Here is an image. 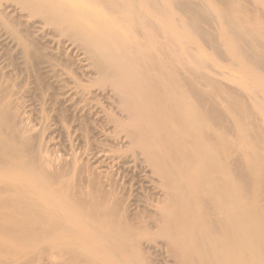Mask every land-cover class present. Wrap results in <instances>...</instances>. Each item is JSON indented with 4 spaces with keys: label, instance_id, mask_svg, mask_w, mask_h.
<instances>
[{
    "label": "bare ground",
    "instance_id": "6f19581e",
    "mask_svg": "<svg viewBox=\"0 0 264 264\" xmlns=\"http://www.w3.org/2000/svg\"><path fill=\"white\" fill-rule=\"evenodd\" d=\"M12 1L49 24L64 16L56 30L86 42L102 81L117 87L122 108L136 117L133 125L115 123L138 134L134 143L167 189L155 237L167 241L176 263L264 264V0ZM25 41L18 44L27 58H38ZM220 57L251 104L237 98L238 89L237 99L227 95L212 78ZM4 87L0 264H44L46 256L52 264H148L140 248L143 226L131 224L96 180H89L90 191L79 190L76 165L58 172L39 146L13 133L14 108ZM25 237L41 246L44 262L17 255L12 246Z\"/></svg>",
    "mask_w": 264,
    "mask_h": 264
},
{
    "label": "rangeland",
    "instance_id": "374dc122",
    "mask_svg": "<svg viewBox=\"0 0 264 264\" xmlns=\"http://www.w3.org/2000/svg\"><path fill=\"white\" fill-rule=\"evenodd\" d=\"M12 2L0 0V10L3 13L0 19L2 20L0 22V84L5 85L6 88L2 95L6 94L5 91L9 92L8 95L12 93L9 96L4 95L3 98L14 108L13 119L16 128L13 129V133L16 136L21 135L26 142L30 140V143L37 142L32 144L35 148L39 146L38 150L42 149V156L49 159L52 167L57 169L64 167L62 168L64 172L76 165L80 172L74 183L78 184L77 187H83L79 190L84 191V188L87 190L89 187L91 190L89 180L90 182L96 180L106 197L118 202L131 224H135L137 228L139 225L143 226L140 232V248L143 252L141 250L140 252L143 253L142 257L148 264H177L168 249L167 241L162 237H155L158 232L155 220L158 219L160 208H163L167 202L165 198L167 189L165 191L161 177L154 172L156 170L147 161L146 155L142 154L141 148H137L138 145L134 143L133 137H137L138 134L120 130L119 125L115 123L117 120L118 124L122 122L121 124H127L126 126L133 125L136 117L123 109L121 97L116 95L117 87L106 82L105 78L102 81L100 72L102 69L97 67L98 64L94 63L95 58L90 57L88 49H85L86 45L83 44L86 42L83 43L80 39L78 42L74 41L75 39L71 40L72 37L70 38L68 34H64L60 29L56 30L59 23L63 22L61 19L64 16L59 15L57 21L54 18V22L58 23L56 26L55 23L49 24L44 22L46 20L33 16L31 9L24 7L23 10L22 5H20L21 9L19 3ZM3 23L11 25L10 27L15 30L9 32ZM15 31L19 35L13 33ZM15 35L19 38L14 37ZM20 38L35 47L36 56H41L38 57L39 60L34 57L35 55L32 58L36 60L27 58V54H24L23 48L18 44ZM142 40V43L146 41L144 38ZM201 46L207 56L214 55L211 49ZM217 62L221 68H217V72L211 74L213 79L221 80L218 85L222 86L224 83L226 89L224 92L227 94L230 91L227 95L234 94V98L237 96L244 101L250 100L251 98L244 96V91L235 83L236 77L233 75L235 70L232 65L222 57L218 58ZM218 72L223 76L217 75ZM262 72L261 75L264 76V70ZM206 88L208 89L207 86ZM242 94L245 98L241 96ZM229 99V101L233 100ZM223 100V98L218 99L223 106H229L228 102ZM250 102L252 100L248 103ZM147 128L144 127L143 131L147 130L145 132L149 133ZM6 132L5 136L11 133ZM131 133L136 136H132ZM24 140L22 143H25ZM21 158L23 159L22 156ZM25 159L30 160L27 157ZM0 195L1 202L4 196ZM7 217L5 215L4 220ZM21 217L19 221L16 220L20 226L23 223ZM19 225L17 228H20ZM99 227L103 230L101 224ZM21 229L16 230L17 234L21 235V232H18L26 230ZM78 230L83 233L82 228ZM26 232L28 230L24 233ZM85 235L84 237H87ZM30 243L29 237H25L23 241L10 245L18 251L17 255L27 252L29 261L35 262L37 259L39 261L41 246ZM46 257L44 261L52 264L51 260L49 261L50 257L45 260ZM44 261L40 260V262Z\"/></svg>",
    "mask_w": 264,
    "mask_h": 264
}]
</instances>
